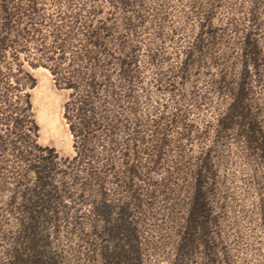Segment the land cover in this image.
I'll return each mask as SVG.
<instances>
[{"label": "rangeland", "instance_id": "rangeland-1", "mask_svg": "<svg viewBox=\"0 0 264 264\" xmlns=\"http://www.w3.org/2000/svg\"><path fill=\"white\" fill-rule=\"evenodd\" d=\"M100 209L126 264H264V0H0V264H106Z\"/></svg>", "mask_w": 264, "mask_h": 264}, {"label": "trees", "instance_id": "trees-1", "mask_svg": "<svg viewBox=\"0 0 264 264\" xmlns=\"http://www.w3.org/2000/svg\"><path fill=\"white\" fill-rule=\"evenodd\" d=\"M256 49H258L256 47ZM245 91H243L240 95V99H238V103L234 105L232 109V114H239L240 112L244 111V98H245ZM225 125V124H224ZM222 125V127L224 126ZM225 129L228 128V125L224 126ZM255 127L252 126L250 139L253 141L255 139ZM83 130L79 129L78 134L82 135ZM40 169V170H39ZM50 170V167H40L36 168L35 172L38 175V185H37V191H36V207H46L49 206L52 203V200L55 198V191L53 190V186L51 184V176L49 175L48 171ZM100 218L102 219V223L104 225V234L106 235V239L108 240V243H111L114 247L112 251H108L105 254L106 258V264H126L128 261H130L128 258V253L126 251V247L123 245L125 239H122L123 237H127L128 235V226L125 224V222L114 224L111 221V211L109 209H100L98 211ZM125 214V213H123ZM209 210L206 207V204L204 203V200L202 197H198L196 200V206L193 209L192 212V226L190 228V234L191 237L188 239V244L182 246V252H186L189 248V244L194 243L195 235L194 232H197L196 224L200 222V220H205L208 218ZM125 217L122 215V221ZM121 220V219H120ZM205 223V222H204ZM207 236V235H206ZM121 242V243H120ZM120 250V251H119ZM186 250V251H185ZM118 251V252H117ZM35 255V254H34ZM118 257L122 258L123 263L116 262L115 258ZM40 254H36L35 257L32 258L33 262L24 261L22 258H19L18 255L14 256V263L13 264H54L53 260H49L46 258L42 259ZM125 261V263H124Z\"/></svg>", "mask_w": 264, "mask_h": 264}, {"label": "bare ground", "instance_id": "bare-ground-1", "mask_svg": "<svg viewBox=\"0 0 264 264\" xmlns=\"http://www.w3.org/2000/svg\"><path fill=\"white\" fill-rule=\"evenodd\" d=\"M35 103V102H34Z\"/></svg>", "mask_w": 264, "mask_h": 264}]
</instances>
